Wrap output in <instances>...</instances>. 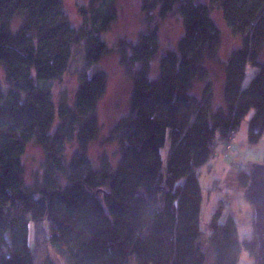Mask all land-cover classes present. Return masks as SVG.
<instances>
[{"label": "trees", "instance_id": "1", "mask_svg": "<svg viewBox=\"0 0 264 264\" xmlns=\"http://www.w3.org/2000/svg\"><path fill=\"white\" fill-rule=\"evenodd\" d=\"M214 10L242 38L226 65L225 102L216 110L205 65L221 45ZM141 12L145 30L137 40L110 45L105 36L118 20L119 0L79 6V28L64 0H0V264H36L30 226L41 222L48 224V242L71 264H127L131 256L136 264H205L199 171L214 156L212 146L229 142L252 112L249 143L264 135V0H142ZM172 15L183 35L162 55L160 24ZM79 48L84 67L76 74L74 103L63 94L56 104L53 84L63 80ZM112 53L132 79L130 113L107 139L120 145L118 161L103 155L95 167L89 149L100 134L108 76L93 68ZM158 54L159 74L151 79ZM250 67L257 74L245 87ZM207 81L202 98L195 97L194 83ZM168 136L171 156L163 172ZM31 143L45 161L42 177L28 186L23 156ZM238 181L246 197L250 174L240 171ZM223 208L209 224L215 264H239L243 250L256 264L255 228L252 239L241 241L231 216L221 223ZM133 230L138 233L130 239Z\"/></svg>", "mask_w": 264, "mask_h": 264}, {"label": "rangeland", "instance_id": "2", "mask_svg": "<svg viewBox=\"0 0 264 264\" xmlns=\"http://www.w3.org/2000/svg\"><path fill=\"white\" fill-rule=\"evenodd\" d=\"M142 0H119V17L112 26L109 33L105 36L106 41L113 45L121 38H127L136 41L139 33L145 30L144 18L141 12ZM207 1V0H206ZM88 3V0H64V8L68 14L72 25L76 28L81 26V18L78 8ZM212 17L221 32V45L217 58L213 61L205 60V65L209 72V82L212 83L213 105L214 109L224 105V85L226 65L234 53L241 47L242 38L235 37L226 27L222 13L214 10ZM14 28V26H13ZM17 28H14L16 30ZM183 35L181 20L178 16L172 15L166 21L160 24V42L161 54H165L169 49H176L178 40ZM70 69L63 80L53 84L54 100L56 104L61 100L63 94H66L69 103H74L75 95L78 90L77 72L84 67V52L81 48L74 52ZM162 55L152 64L151 79L158 77L159 62ZM264 64V50L260 58ZM97 67V68H96ZM100 69L107 73L108 89L99 104V122L100 134L98 139L89 149V157L95 167L99 166L101 156L107 155L114 164L120 157L121 147L116 142L107 141L111 129L122 118L130 113V99L132 93V79L119 65L117 54H109L93 70ZM257 74L256 68H249L244 86L248 87L254 76ZM0 80L5 86V73L0 67ZM208 83H194L192 93L195 97L201 99ZM252 112L241 124L236 133V140L232 143V150L227 157L216 153L215 158L211 159L210 166L205 165L200 169L199 181L203 193V204L201 213L202 237L200 244L206 254L205 264H215L218 247L211 239L209 224L212 215L221 205L224 206L221 223H225L231 216L238 229V236L241 241L252 239L254 236L253 226V208L241 190L238 173L245 171L249 174L253 169L264 162V135L257 145L249 143V123L253 117ZM56 122L55 127L58 125ZM77 150V145L71 144L67 147L66 156L70 160ZM163 172L171 156V138L168 136L166 146L162 151ZM45 161V155L42 149L34 143L29 144L23 156L25 167V182L28 186L34 184L38 177H42V164ZM138 231L133 230L130 233V239H134ZM49 227L47 223H32L30 226V242L35 248V263L47 264L48 259H52L55 264H71L69 260L61 253L57 252L52 244L48 242ZM4 239H0V244ZM53 263V264H54ZM127 264H136L133 256L129 257ZM239 264H253L249 254L246 251L241 252Z\"/></svg>", "mask_w": 264, "mask_h": 264}, {"label": "water", "instance_id": "3", "mask_svg": "<svg viewBox=\"0 0 264 264\" xmlns=\"http://www.w3.org/2000/svg\"><path fill=\"white\" fill-rule=\"evenodd\" d=\"M246 198L254 209V228L258 243L256 264H264V162L250 174Z\"/></svg>", "mask_w": 264, "mask_h": 264}, {"label": "built area", "instance_id": "4", "mask_svg": "<svg viewBox=\"0 0 264 264\" xmlns=\"http://www.w3.org/2000/svg\"><path fill=\"white\" fill-rule=\"evenodd\" d=\"M230 137V141L229 142H223V141H219L216 142L213 146L212 149L214 151V156L212 158H215L216 153L218 151H221V154L225 157H227L229 155V153L232 150V143L235 142L236 140V132L232 131L229 135ZM211 158V159H212Z\"/></svg>", "mask_w": 264, "mask_h": 264}, {"label": "crops", "instance_id": "5", "mask_svg": "<svg viewBox=\"0 0 264 264\" xmlns=\"http://www.w3.org/2000/svg\"><path fill=\"white\" fill-rule=\"evenodd\" d=\"M210 162H211V160H210ZM210 162H209V163H210ZM209 163L207 164V166H210V165H211V164H209Z\"/></svg>", "mask_w": 264, "mask_h": 264}]
</instances>
